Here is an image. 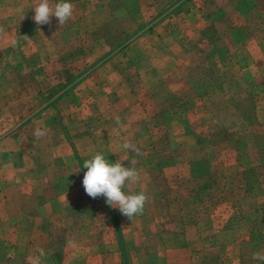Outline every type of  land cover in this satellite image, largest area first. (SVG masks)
<instances>
[{"label":"rangeland","instance_id":"obj_1","mask_svg":"<svg viewBox=\"0 0 264 264\" xmlns=\"http://www.w3.org/2000/svg\"><path fill=\"white\" fill-rule=\"evenodd\" d=\"M205 1L69 0L74 6L73 16L59 26L55 17L50 25L34 22L33 9L39 0H0V137L9 136L17 142V160L5 167L8 156H1L0 175L14 172L18 178L17 183L1 180V208L32 207L41 199L43 203L37 206L43 210L40 215L51 216L53 208L93 204L87 207L96 208L93 212L88 210L80 216L77 211L75 217L65 212L60 221L67 224L96 218L103 228L101 234L110 227L123 264H148L133 258L159 252V233L181 235L183 246L191 252V230L199 238L194 245L196 252L211 254L203 264H264L253 259L255 252L264 255V84L254 88L245 69L230 68L237 56L240 60L243 42L252 29L251 19L264 14V0L232 4L243 21L232 35L231 53L218 49L206 57L214 67L192 74L195 83L191 84L188 64L195 58L191 38H195L194 29L204 26L201 14L207 11ZM57 2L50 0L53 5ZM214 32L208 37L215 38ZM203 36H207L205 32L196 42ZM138 39L146 51L141 53L138 44L128 53L129 62L135 65L124 69L123 51ZM117 55L115 67L107 63ZM202 58L198 56L197 61ZM141 60L151 66H176L183 78L189 76V84L185 83L177 95L168 89L165 79L152 77L147 85L150 99L139 102L133 94L139 87L131 89L128 83L139 76L136 66ZM164 71L168 78L172 76L170 69ZM97 74L119 96L111 103L115 116L124 115L120 120L126 130L116 132L114 149L96 141L97 151L109 162L120 160L137 171H148L159 192L157 213L144 209L142 215L130 220L110 207L103 196L93 199L85 190L81 198L50 201V185L58 196L68 191L87 171L84 161L96 154L82 157L72 151L73 159L68 163L62 149L55 152L50 146L67 136L73 148L78 135H69L66 120L59 114L63 109H81L87 118L83 126L87 131L79 145L85 143L83 152H90L92 147H88L96 140V122L91 115L97 107L88 97L92 76ZM209 79L223 97L218 93L208 98L198 94ZM145 113L146 131L139 122ZM32 121L35 124L29 127ZM34 126L46 128L47 135L37 138ZM126 137L139 141L143 155L122 149ZM54 159L64 164L48 163ZM58 175L63 177L55 179ZM9 220L0 223V264H10L5 260L8 254H24L6 243ZM65 231L54 233V237L61 239L59 253L71 256L77 245L69 242H75L77 235ZM52 234L49 232L48 237ZM15 264L24 263L20 259Z\"/></svg>","mask_w":264,"mask_h":264},{"label":"crops","instance_id":"obj_2","mask_svg":"<svg viewBox=\"0 0 264 264\" xmlns=\"http://www.w3.org/2000/svg\"><path fill=\"white\" fill-rule=\"evenodd\" d=\"M220 1V4H218ZM207 0L205 1L204 11L207 9L206 12H202V19L203 25L201 28H197L193 30V37L191 38V46L192 53H194L195 58L191 60V63L188 65L191 66V84L195 83L192 79V74L203 70V72L211 70L214 66L211 62L206 60V57L209 58V55L215 53L218 49L223 52L231 53L230 46L233 42V33L235 30H238L242 24L243 17L239 14L235 13L232 4H236L238 0ZM231 5V6H230ZM250 13L247 15L249 16ZM200 18V16H199ZM252 29L249 35L246 37L245 41L243 42L245 45L242 47L241 54L239 55L240 60L237 59L235 62L230 63V68L234 69L235 71H240L245 69L248 75L250 76V81L255 86L264 84V14H258L257 16L253 17ZM205 26L207 28L205 29ZM203 28V31L201 30ZM215 31V38L214 42L211 40L213 38H209L208 35L211 37L212 31ZM201 32H205L203 39H199L196 42V37L200 35ZM196 34V35H195ZM218 40V41H216ZM201 43V44H200ZM139 44L140 51H146V46L143 44L142 39H138L130 43L123 53H126V56L123 58L122 65L124 69L130 67L131 65H135L129 62V55L128 53H132L138 47ZM222 45V46H220ZM114 47V46H113ZM203 48V50H201ZM203 56L202 60L197 61L198 56ZM124 56V55H123ZM236 56V54H234ZM119 57L114 56L111 58L110 61L107 63H112V66L115 67L117 65L114 61ZM131 59V58H130ZM242 61V62H240ZM107 64V65H108ZM227 64V63H226ZM105 65V66H107ZM120 67V64H118ZM104 67L102 64L101 68ZM139 68V76L136 77L135 82L129 80V86L132 89L133 86L139 87V92L134 91L133 94L139 102H146L150 99L149 90H148V83L152 77H161L165 79L168 83L167 85L169 90L172 93L179 95V90L181 87L186 83L189 84V76L185 74L184 78L179 73V68L176 66H164L156 64L151 66L147 61H140L138 66ZM164 69H170L172 76L176 75L175 78L172 79L167 77L169 74L168 72L164 71ZM166 74V75H165ZM100 74L96 76H92V80L94 83H90L87 79L86 83H90L92 86L90 87L91 96L88 99L93 100V107L96 108L94 114L91 115L95 123V128L93 129V134H95V138L93 142H91L92 147L88 154L83 152L85 143L79 145V141L81 139V135L87 131L84 130L83 126L86 123V119L84 114L81 113V109H63L59 114L63 119L66 121L67 131L69 135H78L77 141H74L73 148L67 143V136L63 137V139L59 140L58 143H53L50 146V149L54 150L55 152L59 149L64 151V156L66 157V162H72V151H76L79 156H89L90 154L97 153L96 144L95 142L98 140L104 141L109 146L108 149H114L117 143V133L125 132L122 127L117 128L115 123V112L113 108L112 101H116L119 99L115 93H113V87L102 79ZM143 86V87H142ZM146 86V87H145ZM144 88V89H143ZM214 94H220L223 97L222 92H218L217 89L213 86V80L209 79L208 81L204 82L203 89L198 92L199 95H203L205 98L210 97ZM78 93H76L77 95ZM130 94V93H129ZM128 94V95H129ZM128 97V96H125ZM124 97V98H125ZM123 98V97H122ZM120 119L124 118V115L119 117ZM147 114L142 115L140 117V124L145 126L146 131V124H147ZM125 120L128 121V117L125 116ZM35 124V121H32L29 124V127ZM37 127H33L34 130ZM146 133V132H145ZM129 136V134H128ZM142 140V139H141ZM124 139L122 140V142ZM125 141H131L135 143L137 146H140L139 141L136 139L125 138ZM51 142H53L51 140ZM144 145V144H143ZM145 146V145H144ZM17 142L10 139L9 136L7 137H0V157L7 154L8 161L7 166H11L13 160H17ZM107 155H110L108 153ZM48 163H52V165H62L64 164L62 161H57L56 159L53 162L50 160ZM140 174V182L137 184H130L125 187V191L128 194L132 193H139L143 191L149 197L148 202L145 205V209L152 210L153 212L157 213L156 206L159 200V192L155 185L153 184V180L148 174V171L141 168L138 170ZM10 175V176H9ZM63 176H66L65 180L68 179V174L64 173ZM82 175V174H81ZM14 172L12 174L0 175V189H1V180H9L14 181L17 183ZM63 176H57L55 179H60ZM83 178L81 176V180L79 183H75L68 191L65 193L60 194L59 196L56 194V190L54 185H50L49 188V197H51L50 201L56 200L58 203H61L64 200H71L74 197L81 198L83 196L84 187L82 184ZM27 182L29 185V179L27 178ZM31 196L28 197L30 199ZM98 198V197H97ZM49 201V202H50ZM24 202V201H23ZM41 199H37V202L32 207H22V208H1L0 204V223L3 221H11L7 226V244H9L13 249L23 250L24 254L22 257L16 254H8L5 258L10 264L19 263L21 259L24 264H33V257L37 254V250L43 248L46 252V256L43 260V264H123V258L119 249L117 248V244L115 241L114 233L110 231V227H107L106 231L101 234V228L98 221L95 219L84 220L83 222L74 223L72 221H68L65 224L64 221H60L61 214L70 213L74 216V213L79 211L80 213L88 212L95 210L96 208H87L91 205H82L80 208H53V215H40L43 211L41 208H37L41 203ZM68 205V204H66ZM10 211V212H9ZM96 214V213H95ZM77 215V216H78ZM11 216V218H10ZM75 217V216H74ZM87 221V222H86ZM1 227V225H0ZM61 230H66V233L74 234L76 240L74 242L77 245L75 253L70 256H62L59 253V245L61 244L60 238H55L54 233L60 232ZM49 232H52V237L49 236ZM161 234L159 239L161 241L160 244V251L155 254H146L140 253V255L133 258L134 260H139L140 262H149L148 264H203L202 262L207 261L208 255L210 253H197L195 244L196 241H199L197 237L193 234H196L194 231L191 230V252L183 246L181 242V235H177L174 233L165 232L159 233ZM102 235V236H101ZM105 235V236H104ZM107 235V236H106ZM158 236V235H157ZM73 247V245H72ZM1 257V256H0ZM3 260V257L0 258Z\"/></svg>","mask_w":264,"mask_h":264},{"label":"clouds","instance_id":"obj_3","mask_svg":"<svg viewBox=\"0 0 264 264\" xmlns=\"http://www.w3.org/2000/svg\"><path fill=\"white\" fill-rule=\"evenodd\" d=\"M34 16L32 19L37 25H50L52 17H55L59 26L67 23L73 16L74 6L69 0H59L54 5L50 0H39L37 6L33 9ZM115 123L121 127L123 124L120 118L115 117ZM34 135L41 138L47 135V129L37 127ZM122 149L136 155H143L140 148L131 141H125L121 145ZM133 164L135 161L132 162ZM83 168L87 171L83 176V187L85 193L95 199L103 196L106 203L118 209L121 215L130 220L137 215H142L149 197L145 192L128 194L124 191L125 187L130 184L140 182V174L135 167L125 166L120 160L109 162L102 152H97L90 159L83 163ZM70 244L74 242H69ZM46 252L43 248L37 250L33 257V264H43ZM254 260L264 261V255L260 252L253 253Z\"/></svg>","mask_w":264,"mask_h":264}]
</instances>
